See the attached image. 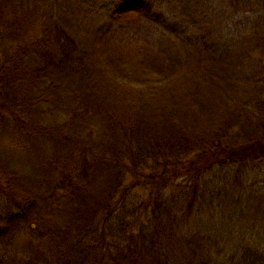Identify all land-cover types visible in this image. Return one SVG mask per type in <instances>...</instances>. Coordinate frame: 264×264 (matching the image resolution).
Masks as SVG:
<instances>
[{
  "label": "trees",
  "instance_id": "16d2710c",
  "mask_svg": "<svg viewBox=\"0 0 264 264\" xmlns=\"http://www.w3.org/2000/svg\"><path fill=\"white\" fill-rule=\"evenodd\" d=\"M1 150L0 264H264V0H0Z\"/></svg>",
  "mask_w": 264,
  "mask_h": 264
},
{
  "label": "rangeland",
  "instance_id": "374dc122",
  "mask_svg": "<svg viewBox=\"0 0 264 264\" xmlns=\"http://www.w3.org/2000/svg\"><path fill=\"white\" fill-rule=\"evenodd\" d=\"M135 49H137V47L135 46ZM19 142H17L16 144L14 143V144H12V145H8L6 142L4 143V147L6 148V149H8L9 151H11L12 153L14 152V151H17V147L19 148ZM7 151V150H6ZM6 151L4 152V151H0V153L2 154V157H5V156H7V154H5L6 153ZM19 162L21 161L20 159L18 160ZM148 173V171H146V173L145 174H147ZM142 193H144L145 194V191L143 190V189H141L140 190ZM142 196H144V195H142ZM140 197V199H142L143 197Z\"/></svg>",
  "mask_w": 264,
  "mask_h": 264
}]
</instances>
